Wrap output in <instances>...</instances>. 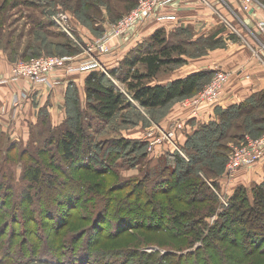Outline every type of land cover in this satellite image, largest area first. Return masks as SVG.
Here are the masks:
<instances>
[{"label":"rangeland","instance_id":"obj_1","mask_svg":"<svg viewBox=\"0 0 264 264\" xmlns=\"http://www.w3.org/2000/svg\"><path fill=\"white\" fill-rule=\"evenodd\" d=\"M25 1L27 0H0V24H2L0 27V56H3L0 59L9 61L10 55L12 58L9 61L10 64L18 61L29 62L39 54L40 56H56L68 58L69 61H76L80 56L87 57V44L92 43V45L100 46L103 45V41L106 39H108V43L105 46L109 48L110 53L112 44L117 43V41L114 43V40L119 37L134 36L138 33L136 32L138 29L141 30L140 27L147 19L158 15H160V20L174 17L170 13L157 14L166 6L157 7L152 16L149 18L144 17L137 24L117 35L114 26L118 24L120 18L128 15L136 8L138 0H94L97 2L92 3H97V5L91 3L89 8L84 7L87 0H82L83 4L79 3L78 0H33L36 4H40L37 8L24 5ZM172 1L174 3V1L179 0ZM202 1L204 5L207 4L206 0ZM215 2L217 3L216 8L215 5L211 4L210 6L211 13L207 16L209 22L207 25L201 23L191 25L190 28L183 25L181 30L185 31L184 34L173 37L171 40L168 37L169 45L184 44L185 42L186 54L181 57L185 61L179 65L165 67L158 79L166 80L169 77H174L172 73L176 70L180 71L184 64L188 63L192 69L193 67L202 68L211 65L214 67L215 60H222L221 64L225 65L224 63L229 59L226 56L244 51L248 55L247 62L254 60L255 62H261V65L264 64V40L256 28L258 20L264 18V0H253V3L260 5V8L252 15L248 14L243 8L241 0H216ZM43 10L47 12L44 13ZM87 10L89 13H87ZM32 12L36 14L37 18H41L46 22L56 13L66 15L71 23V28H75V30L72 29V38L65 34L61 38L52 36L50 32H57V34L59 32L55 26L52 29L45 30L47 34L38 31L37 26L33 25V19L29 17ZM91 15L95 16L99 26L94 27V23H90L88 16ZM205 27L207 28L204 29ZM162 32L166 33L164 30ZM219 33L221 35L218 36ZM37 36L47 38L48 42H43L42 39L39 41ZM82 36L87 37V39L91 38V41L86 43L88 42L87 39H83ZM67 40L70 42V46H58L59 42L64 44ZM22 54L24 57L25 55H32L33 57L29 56V59L23 60ZM221 57L222 59H220ZM210 62L213 64L209 65ZM225 67L227 71H224L228 73L234 68L232 65H226ZM106 73L107 78L116 83L115 87H120V91L125 92L130 99L131 96L125 90L124 85L116 81L108 72ZM215 74V71L209 73L201 81L198 90L190 97L176 99L167 106L156 109L143 108L132 102L133 107L122 109L109 122L102 123L100 130L95 134V140L127 138L130 141L142 142L143 147H139L137 150L132 149V152L129 151L130 148L123 151V154L121 152L119 158L111 159L109 161L111 165H108L105 169L98 168L99 163H97L96 157L95 162L93 160L89 163V160H86L84 167L78 165L76 168L69 167L70 170L67 167L66 169L71 178L81 179L85 182L86 187H88L86 182H99L104 186L105 191L103 193H106L110 188H118L117 191H112L111 196L115 194L120 198H125L134 187V183L128 184L126 182L141 179L145 174L155 178L158 170L165 163L163 160H155L152 163L153 152H149L147 149L150 142L147 141L146 131L154 130L158 135V128L168 127L170 117L179 115L180 107L189 108L190 106H185V102L196 99L199 93L209 86ZM262 90L264 88L259 90L258 93ZM18 96L16 94L12 97L11 106L15 109L22 104L20 101L18 105L14 104L15 98ZM263 102V99L256 101V104L250 105L249 111L245 110L244 113L237 116L229 115L228 118L220 120L216 116L219 126L211 134L213 144L210 145L213 149L207 153L209 154L212 151V154L217 156L204 161L199 166L202 168L205 166L213 170L199 173L204 178L207 176L204 182L211 186L210 192L212 193L210 195L213 196L210 200L209 195L200 206L202 205L203 209H206L213 204L216 209V214H211L205 218L208 226H211L216 220L217 213H221L228 208V199L231 196L227 194L228 192L226 193V188L218 186L216 182L214 185V181L211 184L210 180L226 176V165L234 147L241 146L248 139L255 140L264 134ZM234 105L227 104V107L223 110ZM37 132L38 130L34 131L32 135L30 130L24 133L20 131L17 136L12 138L8 136L6 128H3L0 124V149H2L0 152V184L3 185V190L0 189V264H141L137 260H142L144 256L139 253L144 252L152 254L150 256L152 259L147 258V260H152L158 264H170L171 262L176 264V260L177 264H264V218L259 214H253L248 219V227L252 233L250 236L253 241L252 244L251 241L247 243L249 245L243 241L241 242V227H238L236 233L234 232L231 236L222 235L219 239L213 241L212 246H204L200 249L199 255L192 256L194 254L191 253L201 246V243L193 241V236L187 232L190 220H182L180 223L175 224L164 217V220L156 218L152 224L139 223L137 224L138 227H134L133 222L127 223L129 226L122 225L117 221H113L111 219L113 217L108 216L109 213L102 211L105 208L102 199L104 198L103 194L94 196L93 201L84 199V202H82L76 197L70 200L65 192L69 190L67 193H71L73 184L70 186L65 185L64 183L68 178L61 176L59 172L53 169L50 170V168L48 170L56 178L51 184L55 183L54 186L57 187V192L53 191V198L45 200L42 204L37 198L35 205H28L23 201L22 194L24 195L26 190L30 188L31 195L36 198L44 185H36L38 189L29 187L30 180L25 170V164L28 163V160L20 158L18 161H13V159H10L13 157L8 158V155L22 150L23 147L21 146V149H15L14 152L11 151L8 154L5 151V145H7L8 137L12 141L32 142V148L28 149L27 152L25 151L28 154L35 150L33 148L35 145H38L37 141L40 138H37ZM142 133L143 136L138 137ZM208 135L210 136V134H206L204 137ZM145 141L147 142L144 143ZM132 144L130 143L129 146H132ZM110 145L106 144L105 146ZM215 145L216 147H214ZM142 152H145L144 160L141 157L138 161L133 160ZM183 152L187 156L184 149ZM95 155L96 153H93V156ZM224 155L226 160L223 169L220 170L218 161ZM201 176L200 178L203 180ZM263 182L248 187L242 186L251 198V188ZM157 191L160 192V189L157 188ZM157 191L152 189V196L156 195L155 192ZM171 196L178 197V200L176 199L174 203L186 206L181 201L182 195L177 196L174 191ZM153 197L156 202L160 201V203L166 202L167 199V196L162 194ZM66 203H70L72 207L68 208ZM258 210L264 212L260 208ZM124 212H127L129 216L133 215L130 213L131 211L125 210ZM124 214L123 216H125ZM87 216L90 217L87 218ZM130 218L128 220H131ZM97 219L99 225L96 222ZM93 220L94 224L92 223ZM96 225L100 228L98 229ZM22 233L24 236L27 235L29 240L21 237ZM11 234L14 236L9 241L8 236H11ZM37 235H41V240L35 238ZM254 236L256 240L253 238ZM246 245L250 247L247 248ZM36 254H38V257H34Z\"/></svg>","mask_w":264,"mask_h":264},{"label":"trees","instance_id":"obj_2","mask_svg":"<svg viewBox=\"0 0 264 264\" xmlns=\"http://www.w3.org/2000/svg\"><path fill=\"white\" fill-rule=\"evenodd\" d=\"M78 2L83 4L82 0H78ZM92 2L97 1L87 0L84 7L87 6L89 8ZM23 4L31 8H37L38 6L33 0H27ZM92 5H97V3H92ZM43 12L46 13L47 11L43 10ZM87 13H89L88 10ZM32 15L29 17L33 19V25L39 28V18H37L36 14L33 12ZM88 17L90 18V23H94V27L99 26L95 16L91 15ZM47 23H51V21L49 20ZM1 25L2 24H0V27ZM184 32L185 31L181 29L171 34L163 33L162 30L156 31L143 46L130 53L117 68L110 70L108 74L114 79L119 80L124 85L125 90H127L132 100L143 108H163L176 99L190 97L198 90L201 81L213 71L209 70L194 73L185 78L174 80L165 86L152 84L165 67L179 65L185 61L181 58L186 54L184 48L185 42L184 44L178 43L172 45H169L168 42L171 38L179 37L178 35H182ZM50 34L54 37L59 36L60 38L65 36L62 33L57 34L50 32ZM37 39L39 41L42 39L43 42L47 41L39 36H37ZM59 43L58 46L60 47L61 45L65 47L70 46L68 40L64 44H62V42ZM29 56L33 57L32 55ZM29 56L25 55L24 57L23 55V60L29 59ZM37 56H40V54ZM9 58L10 60L12 59L10 55ZM25 99V96H21L20 102ZM67 99L66 118L56 126L51 124L49 115L46 111L42 110L39 112L37 124L30 129V134L32 133V135L34 131L38 130L37 138H40L37 141L38 145L33 147L35 149L34 151L28 154L25 153V151L27 152L28 149L32 148V142L29 143L26 141V143H22L21 141H12L10 137L7 139L8 142L7 145H5V151L8 154L11 151L14 152L15 149H21V146L23 147L22 150H19L20 152L17 151L16 153L7 155L8 158L13 157L10 158L13 159V161H18L20 158L28 160V163L25 164V170L30 180L29 187L38 189L40 184L44 185L43 188L41 187L40 193L36 198L31 195L30 188L26 190L24 195L22 194V199L25 203L28 205H35V200L38 198L40 204H42L45 200L47 201V199L53 198L54 193L52 192L54 191L56 193L57 187L54 186L55 183H53V185L51 184L56 178L48 170V168H50V170L53 169L59 172L61 176L68 178L66 183H64L65 185L70 186L73 184L71 193H67L69 190L65 192V195L69 196L70 200L76 197V199L82 202H84V199L93 201L94 196H101V194H103L102 196H104V198L102 199L105 203V208L102 211L109 213L108 216L113 217L111 218L113 221H117L122 225H128L127 223L133 222L134 227H138L137 224L139 223L152 224L156 218L163 219L164 217L175 224L180 223L182 220H190L191 222L187 232L191 233L193 241L195 240L201 243V246L196 248L195 251L192 253L190 252L194 254L192 256L199 255L200 249L204 248V246H212L213 241L219 239L222 235L224 236L227 234L231 236L238 227H241V242L243 241L247 244L251 241L252 244L253 241L250 237L252 233L248 227V219L253 214H259L264 218V212L258 210L259 208L260 210H264V182L251 188V198L246 193V189L243 186L235 188L228 199V208L224 209L221 213H217V218L211 226H208L205 218L211 214H216V209L213 204L206 209H203L202 205L200 206V204L204 202L203 200H206L212 192H210L211 186H208L204 182L207 176L204 178L199 173H201V171L211 172L213 170L205 166H203V168L199 166L202 165L204 161L217 156L215 154L213 155L212 151L209 154L207 152L213 149L210 145L213 144L211 134L217 130L216 128L219 126L218 120L201 124L197 131L187 137L182 149L185 150L189 157L188 161L175 153L174 165L168 167L166 165L167 160L163 156L156 157L152 154V163H154L155 160H163L165 163L163 164L164 166L158 170V174L155 178L145 174L141 179L138 178L139 180L134 179L126 182L128 184L134 183V187H132V191L125 198H120L115 194L111 196L112 191H117L118 188H110L106 193H103V191H105L104 186L99 182H86L88 184V187H86V184H84L85 182L81 181V179L71 178L67 169H69V167L76 168L78 165L84 167L86 160H89V163L93 160L95 162V157L97 163H99L98 168L105 169L108 165H111L109 162L111 159L114 160L119 158L121 152L123 154V151L128 148H130L129 151L132 152V149L137 150V148L143 147L142 142L130 141L127 140V138L120 140L107 139L104 141H97L94 139L95 134L102 126L101 124L109 122L115 114L122 109L133 107L131 102L123 92L115 87L114 83L107 78L105 73L96 69L91 70L86 79L85 104H80L76 90H70L67 94ZM262 99L264 100V90L252 94L245 101L230 106L227 109L220 110L221 108H219L215 113L219 120L226 117L228 118L229 115L237 116L240 113H244L243 111L245 110L249 111L250 105H254L256 101ZM206 134H210V136L208 135V138L204 137ZM130 143H133L132 146H129ZM106 144L111 145L106 147ZM214 147H216V145ZM1 150L2 149H0V152ZM93 153H96V155L93 156ZM140 157L144 160L145 152L134 157L133 160L138 161ZM225 158L226 156L224 155L218 161L220 170L223 169ZM210 181L211 184H213L214 181L215 185V180ZM157 188L160 189V192L157 191ZM0 189L3 190L2 184H0ZM152 189L157 191L155 192L156 195L153 196H158L159 194L167 196L166 202H156L152 196L153 193H151ZM174 191L177 196L182 195L181 201L186 204L185 207L174 203L176 199L178 200V197L171 196ZM211 197L213 196L210 195V200H212ZM66 204L68 208L72 207L70 203ZM91 209L94 210L93 207H91ZM125 210L131 211L130 213L133 215L129 216L127 212H124ZM123 213H125V216H123ZM157 215L158 217H156ZM89 217L90 216H87V218ZM128 218L131 220H128ZM96 222L97 224L99 223L98 219ZM92 223L94 224V220ZM98 225H96V227H98ZM99 228L100 226L98 229ZM13 236L12 234L8 236V240L10 241ZM40 236L41 235H37L35 238L41 240ZM21 237L29 240L27 235L24 236L23 233ZM253 238L256 240L255 236ZM230 240L234 242L233 239L230 238ZM246 247L244 248L246 249ZM139 254L144 256L142 260L137 258V261L141 264H158L152 260H147V258H151L150 256L152 254H147L145 252ZM34 257H38V254ZM56 259L59 260L58 258ZM170 264H172V262Z\"/></svg>","mask_w":264,"mask_h":264},{"label":"crops","instance_id":"obj_3","mask_svg":"<svg viewBox=\"0 0 264 264\" xmlns=\"http://www.w3.org/2000/svg\"><path fill=\"white\" fill-rule=\"evenodd\" d=\"M215 1L206 0L207 4L205 5L202 0L174 1V3L166 6L165 9L157 13H170L174 16L172 20L166 19L160 21L157 20L155 16L147 19L140 27L141 30L138 29V31H136L138 33L134 36H126L125 38L119 37L117 40H114V43L115 41H117V43L114 45L112 44L110 53L100 56V63L106 72L117 68L130 53L143 46V44H145L158 30L162 29L166 31V34H170L171 32L182 29L183 25L187 28H190L191 25L201 23L207 25V23H209L207 16L211 13V4L215 5V8L217 6ZM37 4L40 5L39 3ZM39 23L40 26L37 30L44 32V34H47L45 30L54 27L52 22L47 23L41 18H39ZM206 28L207 27L204 29ZM72 29L75 30L73 27ZM58 33L61 32L59 31ZM219 35H221V33H219L218 36ZM82 38L87 39V37L85 38L84 36H82ZM87 41L86 43H89L91 38H88ZM226 57L229 59L224 63L225 65L221 64L222 60H215V64L212 62L209 63V65H215L214 67L211 65L202 68L193 67L192 69L188 63L184 64L180 71H174L172 73L174 77H169L166 80L158 79L157 77L152 82L154 85L165 86L174 80L185 78L194 73L209 71L210 69L211 71L216 69L225 70L226 65H232V67H234L230 70V81L225 87L223 96L217 104L197 109L180 107V114L172 116V118L170 117L171 120L168 122L169 125L167 126L174 127V123L182 124V127L176 130L177 140L181 148L184 146L187 137L197 131L201 124L217 120V115L215 113L217 109H223L230 103L231 105L239 104L248 99L252 94L258 93L259 90L264 88V64L261 65V62H255L254 60L247 62L248 55L245 51ZM85 59L86 58L83 56H80L75 62H82ZM220 59H222V57ZM236 63L237 65L235 66ZM9 69V61L0 59V124L3 128H6L8 136L12 138L17 136L20 131L23 133L28 132L34 127L38 122L39 112L42 110L48 113L52 125L56 126L60 124L62 120L66 118L67 94L70 90H76L81 105H84L86 102V79L90 71L66 72L64 69H60L50 75L48 84L34 85L24 79L15 81L9 79ZM116 81L122 84L119 80L116 79ZM114 85L116 86V83ZM118 89L121 90L120 87H118ZM16 94L25 96L26 98L17 109L11 106L12 97ZM143 133L138 137L143 136ZM164 151L168 152L166 146H157L154 148L153 154L156 157L163 156L166 158L167 153H164ZM186 157L188 158V156ZM174 162L175 160H167L166 165L171 167L174 165ZM256 164V166L254 165L238 170L231 179H228L224 175L216 179L215 182L218 186L226 188V193L228 192V195H232L234 189L238 186L243 185L248 187L249 185L252 186L260 183L264 181V155Z\"/></svg>","mask_w":264,"mask_h":264},{"label":"built area","instance_id":"obj_4","mask_svg":"<svg viewBox=\"0 0 264 264\" xmlns=\"http://www.w3.org/2000/svg\"><path fill=\"white\" fill-rule=\"evenodd\" d=\"M243 8L250 15L256 13L260 5L253 3V0H241ZM172 3V0H138L136 8L128 15L120 18L118 24L114 26L116 34H121L127 28L137 24L144 17L149 18L153 15L155 8L165 7ZM152 9V10H151ZM160 15L156 16V19L160 20ZM172 20L173 17L167 18ZM52 24L58 28V30L72 38V28L71 23L66 15L61 13H56L50 17ZM162 21V20H160ZM257 25V31L264 40V18L259 19ZM74 39V38H73ZM108 43V39L103 41V45L97 46L96 44H87V57L82 62L69 61L68 58H60L56 56H37L32 58L29 62L18 61L11 64L9 69L8 78L15 81L19 79L27 80L29 83L34 85H45L48 84L50 75L60 69H64L66 72H88L91 70H100L106 73L100 63V56L109 53V48L105 46ZM211 83L207 86L198 97L192 101L185 102V106H190V109H197L204 106H213L217 103L223 96L225 87L230 81L231 74L225 72L222 69L215 70ZM114 83V82H113ZM115 84V83H114ZM127 98L129 97L125 92H123ZM129 99V98H128ZM21 101L20 96L16 97L14 104L18 105ZM132 103H135L132 98L129 99ZM182 124L177 123L174 127H161L158 128V135L156 131L148 130L147 141L150 142L148 146V151L153 152L154 148L157 146H166L168 152L166 158L170 161L175 160V153L181 156L183 159L188 160L183 152V149L179 145L176 136V130L180 129ZM154 131V132H153ZM145 141V142H147ZM264 155V134L255 140H246L241 146H236L233 148L232 153L229 157L228 163L226 165V177L231 179L238 172V170L246 167L253 166L261 160Z\"/></svg>","mask_w":264,"mask_h":264},{"label":"bare ground","instance_id":"obj_5","mask_svg":"<svg viewBox=\"0 0 264 264\" xmlns=\"http://www.w3.org/2000/svg\"><path fill=\"white\" fill-rule=\"evenodd\" d=\"M259 9V8H258Z\"/></svg>","mask_w":264,"mask_h":264}]
</instances>
